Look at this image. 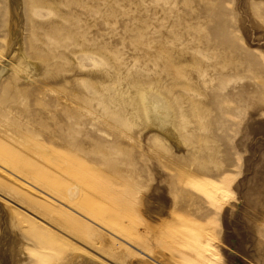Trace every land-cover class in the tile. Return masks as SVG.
I'll list each match as a JSON object with an SVG mask.
<instances>
[{"label":"rangeland","instance_id":"374dc122","mask_svg":"<svg viewBox=\"0 0 264 264\" xmlns=\"http://www.w3.org/2000/svg\"><path fill=\"white\" fill-rule=\"evenodd\" d=\"M205 1L252 68L249 104L187 69V0H21L20 46L10 37L11 0H0V209L18 240L15 264H136L110 226L177 264H207L198 250L207 235L223 264H253L249 227L264 194V9ZM143 83L167 100L179 148L135 118L128 103ZM224 191L232 197L219 209ZM156 202L165 218L152 215Z\"/></svg>","mask_w":264,"mask_h":264},{"label":"bare ground","instance_id":"6f19581e","mask_svg":"<svg viewBox=\"0 0 264 264\" xmlns=\"http://www.w3.org/2000/svg\"><path fill=\"white\" fill-rule=\"evenodd\" d=\"M250 1L259 2L262 5L260 6V9H264V0H249V2ZM20 3L21 0H11L13 12L10 21V37L12 45L15 44L17 46H20L19 32L17 31L20 26ZM249 7L251 11L252 6L250 3ZM212 11L213 13L210 14V8L205 0H187V6L184 12L185 27L183 29L185 37L183 58L188 67L187 69L194 73H199L201 75L203 74L206 78L210 75L217 80H222L226 85H229L234 89L236 97H238L240 100H246L247 102V99L251 98L252 96L247 94L246 88L253 90L256 89L258 85L252 77L246 75V73H250L252 68H250L248 64L245 65L239 61L242 59V56L238 57L239 55L237 56V52L235 54L233 47L234 45L232 46L230 42L227 41V38H225L223 35L225 34V31H223V26L225 24H222L224 20L216 23L215 19H217L218 15L216 16L214 14L215 10ZM233 14L235 16L240 15H238L237 9L235 8ZM207 18H210L209 24L205 23ZM224 29L226 28L224 27ZM238 30L241 34L240 27ZM244 48L247 50L245 46ZM246 58L247 57H245V59ZM30 67L36 70V67L33 64H30ZM154 70L155 69L153 68H150V70H146L145 67L143 68V72H151ZM4 73L5 68L1 67L0 78ZM258 81L264 85L262 81ZM151 84L152 83L149 85L147 84V86H151ZM147 86L144 83L138 86L133 100L128 103L129 107L132 108L135 118L138 119L142 124H144L146 127H150L152 131H156L165 137L166 140L170 142L175 148H179L180 142L176 138L174 128L170 124L171 111L167 100L162 94L156 93L151 87ZM251 104L252 101L250 105ZM250 105H248L247 108H251ZM76 194L77 189L69 190L68 198L72 200ZM230 197H232V195H230L229 192L224 191L220 193L217 198L219 209H222L223 205L227 204V201ZM255 202L262 206L261 208L263 211L261 212L259 218L257 217V219H253V225L252 227H249L252 233L256 235V239L254 241V250L256 252V256L255 254L250 256L249 261L253 264H259L258 255L260 254L264 256V227L262 226V222H264V194L262 197H259V200L256 199ZM157 203L159 204V207L155 208V211L152 212V215L158 218H165L167 213L165 204L161 202H156V204ZM0 227V264H15L14 248L18 240H16V236L8 226L6 210L4 209H0ZM110 228L113 231L119 233L120 237L123 238V241L132 248L133 256H136L135 258H137L136 264H147L148 257H156L157 260H164L167 262V264H177L173 261L163 258L160 254L153 252L147 243H145L143 240L133 237L131 231L119 232L114 226H110ZM198 248L199 252L202 253L203 250V252L208 253L206 260L207 264H223L222 258L219 254L218 242L216 243L215 239L211 235H207L206 243ZM63 254L65 257L70 255L67 250H64ZM262 256H259V258ZM78 259H82L80 264H101L92 258L89 260V262H87L85 258Z\"/></svg>","mask_w":264,"mask_h":264}]
</instances>
